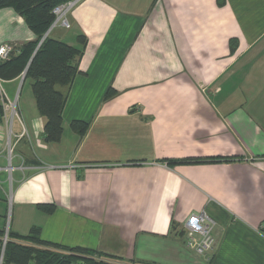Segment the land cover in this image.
I'll return each mask as SVG.
<instances>
[{
  "label": "crops",
  "instance_id": "0c3cea01",
  "mask_svg": "<svg viewBox=\"0 0 264 264\" xmlns=\"http://www.w3.org/2000/svg\"><path fill=\"white\" fill-rule=\"evenodd\" d=\"M69 20L49 34L87 39L58 87L63 133L45 140L30 92L11 171L0 156V230L39 227L122 264H264V0H80ZM34 38L0 7V46ZM202 210L215 222L205 256L181 233Z\"/></svg>",
  "mask_w": 264,
  "mask_h": 264
},
{
  "label": "trees",
  "instance_id": "16d2710c",
  "mask_svg": "<svg viewBox=\"0 0 264 264\" xmlns=\"http://www.w3.org/2000/svg\"><path fill=\"white\" fill-rule=\"evenodd\" d=\"M65 1L67 0H0V7L14 8L25 18L27 25L35 34L33 40L20 46L18 53L12 54L7 60H0V78L14 79L26 71L24 81L27 79L31 81L37 108L45 118L44 136L48 142L59 141L64 129L63 110L67 94L59 90L58 87L70 86L76 75L80 73L79 62L87 43L84 35L79 36V46H72L50 35L41 42L55 20L53 9ZM115 94L116 91L109 88L105 99H109ZM70 126L83 136L87 133L90 124L82 120H73ZM40 207L52 212L55 206L44 204ZM5 233L4 230H0L2 264H73L82 258L91 264H100L84 257V255L93 253L102 255L101 252L79 246L67 247L43 240L39 227H34L27 235L8 233L6 243H4ZM181 233L184 234L185 231L182 230ZM23 240L62 248L70 253L21 244L20 241Z\"/></svg>",
  "mask_w": 264,
  "mask_h": 264
},
{
  "label": "built area",
  "instance_id": "2783aa9c",
  "mask_svg": "<svg viewBox=\"0 0 264 264\" xmlns=\"http://www.w3.org/2000/svg\"><path fill=\"white\" fill-rule=\"evenodd\" d=\"M80 0H67L53 9L55 20L50 27V30L56 26H63L69 28V13ZM42 38L41 42L45 39ZM39 43V45L41 44ZM38 45V46H39ZM19 49L12 44H3L0 46V60H7L12 54L18 53ZM26 71L20 75V79L24 81ZM0 79V156L4 152L8 161L7 170L13 169L11 154L13 152V138L22 139L28 137L27 129L24 125L20 112L18 111V97L11 100L8 92L1 85ZM18 122L22 128L20 133L14 130V122ZM214 220L204 211L194 212L185 220L183 229L186 234V244L194 249L200 255H207L215 246V237L213 233ZM8 240V234L4 236V243ZM5 245V244H4ZM3 261V256L2 260ZM73 264H87L85 262H75Z\"/></svg>",
  "mask_w": 264,
  "mask_h": 264
},
{
  "label": "rangeland",
  "instance_id": "374dc122",
  "mask_svg": "<svg viewBox=\"0 0 264 264\" xmlns=\"http://www.w3.org/2000/svg\"><path fill=\"white\" fill-rule=\"evenodd\" d=\"M70 14V13H69ZM69 17V15H68ZM70 22V20H69ZM71 24V23H70ZM58 27V26H56ZM59 27H63V26H59ZM71 27V26H70ZM55 28V27H54ZM52 28L45 33L46 37L51 33V31L54 29ZM65 28V27H63ZM44 35V36H45ZM45 37V38H46ZM1 79V78H0ZM2 80V79H1ZM3 81H1V85L2 87L4 86V88L6 89V91L8 92L9 94V97L11 100H15L16 99V96L18 97V111L20 112V110H22L24 107L25 108H30V103L28 102L27 98L28 96H30V92H32V87H31V81L29 79L25 80V81H22L20 80V82L17 84L16 86V90L15 92H11V89L9 87V85L5 84L4 85L2 84ZM12 93V94H11ZM32 94V93H31ZM33 96V95H32ZM18 119L15 120L14 122V130L17 132V133H20L22 131V128L20 126V128L18 129ZM28 133V132H27ZM16 140V141H15ZM21 140V139H17V138H13V152L11 154V160L13 159V156L15 154V147H16V143ZM5 156V153L3 154ZM0 164H5V159L3 157L0 158ZM21 244H25V245H28V246H34V247H38V248H41V249H46V250H51V251H57V252H61V253H66V254H69L70 252L68 250H65V249H62V248H56V247H52V246H46V245H41V244H37V243H33V242H28V241H20ZM2 257V255H1ZM0 257V264H2L1 260L2 258ZM84 257L86 258H90L92 259V261H97L99 262L100 264H122L121 262H117V261H114L112 259H109V258H106V256H104V254L100 255L99 253H93L91 255H84ZM85 262L87 264H91L90 262H88L86 259L82 258V259H79L78 261L76 262ZM75 263V262H74ZM126 264H130L129 262L126 263Z\"/></svg>",
  "mask_w": 264,
  "mask_h": 264
}]
</instances>
